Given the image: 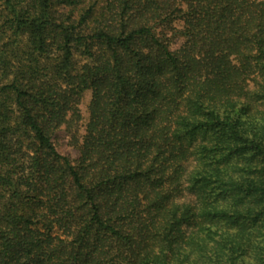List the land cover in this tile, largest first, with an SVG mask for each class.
<instances>
[{"label":"trees","instance_id":"obj_1","mask_svg":"<svg viewBox=\"0 0 264 264\" xmlns=\"http://www.w3.org/2000/svg\"><path fill=\"white\" fill-rule=\"evenodd\" d=\"M0 264H264V1L0 0Z\"/></svg>","mask_w":264,"mask_h":264},{"label":"rangeland","instance_id":"obj_2","mask_svg":"<svg viewBox=\"0 0 264 264\" xmlns=\"http://www.w3.org/2000/svg\"><path fill=\"white\" fill-rule=\"evenodd\" d=\"M264 1V0H261ZM180 24L176 23L175 27L179 28ZM168 36L170 38V48L173 51L178 50L182 44L183 39L180 37H174L172 32L169 30ZM253 84V83H252ZM91 101V92L87 91L83 94L80 103L78 105V111L80 113V120L76 123H72L74 117L72 115L68 116V123L62 126L54 135V144L60 154L68 157L73 163H75L79 158V151L74 146L75 138H80L85 133V125L89 116V104ZM194 165L193 161L189 163V169ZM193 200V195L188 191L187 184H184L182 194L179 195V202H190Z\"/></svg>","mask_w":264,"mask_h":264}]
</instances>
